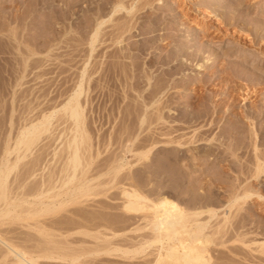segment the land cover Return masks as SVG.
I'll list each match as a JSON object with an SVG mask.
<instances>
[{
    "label": "bare ground",
    "instance_id": "6f19581e",
    "mask_svg": "<svg viewBox=\"0 0 264 264\" xmlns=\"http://www.w3.org/2000/svg\"><path fill=\"white\" fill-rule=\"evenodd\" d=\"M68 1L89 6L85 29L91 32L89 44L95 57L99 51L96 48L104 42L102 38L116 44L126 37L131 39L124 48L114 51L117 55L112 53V58L118 61L108 65L111 76L120 77L119 82L124 86L120 91L122 96L130 98L134 94L140 99L136 104H126L124 118L128 115L126 118L130 122V128H127L148 131L129 138L130 131L126 134L128 138L124 137L129 143L116 151L106 147L103 151L92 150L89 145L85 146L88 139L83 132L85 119L78 101L82 93L79 83L74 98L61 110L71 120L75 134L79 132L80 135H72L71 141L66 140L70 150L66 152L70 153L66 154V161L61 160L66 162L65 168L59 172L49 171L45 176L40 174L39 185L46 186L47 182L55 188L58 184L61 189L74 174L77 183L82 185L77 186L75 197L56 188L53 195L52 186L47 185L38 193L40 198L35 197L50 200V203L45 200L41 210H27L31 217L38 213L53 217L54 213L67 212L69 215L58 214L52 222L54 225L58 222L56 236L64 238L66 235L69 240H57L58 246L63 243L65 248L55 244L56 248L47 246L48 249L43 247L44 250L37 252L39 250L32 246V238V244L29 245L28 240L25 242L28 245L23 243L21 248V241L19 245H13L5 241L8 239L2 240V236L0 243L5 249L1 245L0 251L6 252L11 259L5 260V254L3 257L0 253V262L4 258L2 263L48 264L49 261L43 260H50L52 264H59L57 260L62 263L69 257L64 264H231L233 258L228 253L233 256L241 253L238 264H264V241L257 243L247 236L264 234V229L261 226L259 232L256 230L259 227L252 231L248 227L244 229L247 224L244 220L249 217L245 213L249 210L245 206L247 201L255 197L259 201L257 207L264 206V13L253 10L248 0ZM257 16L260 18L256 19ZM180 23L187 27H181ZM136 37L140 38L136 40ZM244 50H251V53H244ZM144 55L149 56L145 62L141 59ZM97 66L96 62L93 67L96 69ZM187 89L190 92L185 95ZM250 97L257 98L254 104L241 105L242 100ZM52 117L53 114L43 116L38 125L20 132L22 138L17 140L18 148H9L12 154L16 153L14 160L9 163L10 158L5 159L4 170L0 167V201L9 209L14 208L11 205L15 201L11 200H16L12 193V196L8 195L9 174L25 158L39 129H47ZM63 149H60L62 153ZM102 152H107V158L98 159ZM126 154L132 159L127 160ZM91 174L95 175L89 179ZM102 177L105 181H95ZM86 181L98 182L100 188H105L106 183L114 188L122 186H118L121 189L119 196L112 197L115 200L122 196L121 204H114V213L109 210L114 211L110 207L112 203L108 209L107 203L102 204L107 209L104 212L99 199H96L99 206L94 204L95 201L89 203L86 200L91 195ZM225 183L228 184L226 194L214 191L219 184L224 186ZM27 187L31 189V186ZM66 187L68 189L69 184ZM96 195L95 191L93 196L97 198L99 195ZM86 201L88 204L84 203ZM89 204L98 206L101 211L96 206L93 207L95 210L91 209ZM10 213L13 212L8 211L5 215ZM10 216V219L15 218ZM10 232L13 234L12 230ZM125 233L135 237L126 235V238ZM46 242L49 241L46 239ZM237 243L241 245L237 246ZM219 248H226L228 253ZM214 250L218 257L211 255ZM224 258L231 261L224 263ZM41 259L43 262L39 261Z\"/></svg>",
    "mask_w": 264,
    "mask_h": 264
},
{
    "label": "rangeland",
    "instance_id": "374dc122",
    "mask_svg": "<svg viewBox=\"0 0 264 264\" xmlns=\"http://www.w3.org/2000/svg\"><path fill=\"white\" fill-rule=\"evenodd\" d=\"M60 1L50 2V1L45 0L44 2L43 0L41 2L36 3L35 1H32V0H12V1L11 0H0V167H2L3 170L5 168V166L3 165V163L5 164L6 162L5 159L9 160L10 158L9 163L14 160L15 155L13 154L15 152H13L12 154V152L9 151L10 150L9 148H12L13 150L16 147L18 148L17 140L22 138L20 137L21 136L20 134L25 130V128L28 129V127L36 126L40 123L41 118L43 116H48L50 114H53L52 119L49 120L50 123L48 124L47 129L45 130L39 129L38 131L39 133L36 134L37 137L34 139L35 141L33 142V145H31L30 150L26 152L27 155L25 156V158L22 159V161L20 160V163L18 162V164H16L17 167L14 170H12V172H10L9 174V177L11 179L8 177L9 178V181L7 182V185L9 186L8 195L10 197L13 194L14 195L13 197H15L16 199V200L13 199V201L11 200V202L15 201L14 205H11V208L12 207L14 208L9 209L10 207L6 206L2 200H1L3 203V204L1 203L2 206L0 204L1 206L0 208L3 209V210L0 209L1 213H3L0 219V226H1L0 234L3 232V235H1L0 238L3 236L1 238L2 240L8 239L5 241H8L9 243L12 242V244L14 243L16 245H19L22 242L21 246L19 245V247L21 248L28 245L26 243L29 240L28 242L29 245L33 243L32 244L33 248L34 249L37 248L36 250H39L37 252L42 251L43 247L44 249L46 248L48 249L49 247L47 246H50L51 247L50 249L56 248L55 246L56 245L58 246L59 242H62L63 240L64 241L69 240L68 236H67L68 238H65L66 235L64 236V238L62 237L58 238L57 237L58 234L56 236L55 233H59L56 231L57 228H59V226H56L58 222L55 223V225L53 223L54 222L53 218L54 217L56 218L57 216L62 215L64 211H61L60 213H58L59 215L57 213H54L53 217L51 216L52 214L49 215L50 217L49 216L46 217L43 214H41L42 215L41 216L40 213H38V215L36 214L35 217L34 216L31 217L28 214L29 213L28 211L32 212L33 210H37L38 208L41 210V207L43 206L44 201L45 200L46 202L50 201L47 199L43 200V198L41 200L40 199L38 200L36 198V197L40 198V194L38 196V193H41V191H43L44 188L47 185H49L47 184V182H45L46 186L45 184L43 186H40L39 179L42 176H45L47 172L49 173V171L54 172L55 170L56 172H59V169L60 170L63 169L62 167L65 168L66 162L63 163L64 161H61V160H65L64 158L66 157V154L70 153V152H66V150L70 151L68 150L67 143L68 141H71L73 139L71 138L72 135L75 136L79 133V132H76L77 134H75L74 132L75 129L73 128L74 126L71 120L67 119L68 118L66 117L67 115H65L64 112H62L61 110L63 106H65L67 102L70 101V99L74 98L75 90H77L78 84L80 83L82 87L81 88L82 93L78 101L82 107V111L84 115L83 120L85 119L84 120L85 123H83V129L85 127V130L83 129L82 130L85 133L84 134L86 136L85 139H88L86 140L87 142L85 143L86 145L84 144L85 146L89 145V147L92 150H95L98 148L99 150L103 151L106 147V149H111V150L115 149L116 151V149L117 150L121 148L124 149L125 147L123 145H127V143H129L128 141H126V138L128 137L131 138L132 136H136L139 133L140 134L142 133L141 135H143L147 133L148 131V130L147 131L139 130L135 127L132 129L133 131L129 129L130 122L128 121L129 119L126 118L128 115L124 118L125 116L124 114H126L125 112L127 111L126 108H128L126 104L127 103L136 104L138 103L137 101L140 99L136 98V95L134 97V94L130 98L123 97L121 94L122 92L120 91L123 90L122 88L124 86H122L123 84L121 83L122 84L121 85L119 82L120 77L118 75L117 76L115 75V77L113 78L112 73L110 74L111 69L109 65L114 64L116 60L118 61V59L112 58V53H114V55H117L116 52L114 51L124 48L125 43L131 39H128V37H126V40L122 39L120 42H117L116 44V43H111L109 41H105V37H104L102 38L104 42L100 43V45L96 48L100 52L98 51V54H96L97 57H95L94 55L95 52L91 51L90 44H89L90 43L89 38L91 36L90 34L91 32L88 33V30L85 29V26L87 22L89 21V11L87 10L89 6L86 3L75 4V1L74 2H69L68 0H60ZM168 1L172 2L173 0H168ZM248 2L250 3L251 6H253L252 7L253 10L255 11L257 10V12H259L260 14L262 12L264 13V0H254V1L248 0ZM258 18H260V16L256 17V19ZM179 25H181V27H187L186 25H182L181 23ZM186 31H188V29ZM139 38L140 37H136L135 39L137 40ZM245 52L251 53V50L250 51L244 50V53ZM148 57L149 56L146 57V55H144L141 57V59L143 62H145L147 61ZM96 62L98 63V66H97L98 68L95 69V67L93 66ZM107 65L109 67H107ZM211 88L213 89L212 86ZM186 92H185L186 93L185 95L189 94L190 89H187ZM185 97L187 98V96ZM246 99L241 101V105L242 103H244L243 106L244 105L247 106L249 104L251 105V103L254 104L257 98L254 99V97H250L249 99L248 98ZM180 101L182 102L184 100H180ZM127 130L128 132H126ZM83 132L81 134H83ZM126 134L127 135L130 134L131 136L129 135L128 137H126L127 136ZM124 137L126 138L124 139ZM64 146H65L64 152H66L65 154L64 152L62 153V150H60L61 148L63 149ZM92 150L90 153H92ZM58 152L59 153L61 152V153L59 154ZM8 154L9 155L12 154V156L11 155H10L11 157L7 156ZM99 156H98V159H104V157L107 158L106 157L107 152H102V154H100ZM125 158L126 159L128 158L127 160H129L131 157L128 154H126ZM63 164L64 166H62ZM47 167H48V170H47ZM44 168H45V171H43ZM40 174L41 175L43 174V175L41 176ZM39 175L41 177H39ZM94 175L91 174L90 176H88L89 179L93 178ZM71 177L74 178L75 174ZM73 178L69 179L70 181V182L68 181L69 183L66 182L65 184L61 185V189H59L60 185L58 186L57 184V187H55L56 190L58 189L64 190V192L63 191H60V192L65 193L66 191L67 195L72 194L71 196L75 197V193H77L79 184H81V182L77 183L79 181H76L75 178L74 180L71 181V179ZM103 179L105 181V177L104 178L102 177L101 179L98 178V180L96 179L95 181L102 182ZM95 181L94 182L91 181L92 184L91 182L86 181L88 182L87 185L90 186V193H91L89 198H86V200L88 199L89 203H93V201H95L94 204H96V201H97L96 199H99L98 201L100 202L99 205L102 206V204L107 203V206L105 205L106 208L109 207L108 205L110 203H112L113 206L110 204L111 205L110 207H113L114 211H112L111 208H109V210L110 212L114 213L116 211V208H115L116 205L114 204H117V202H119V199H121L122 196L120 195V198L119 199L115 198V200L112 197H114L113 195H116V194H117L116 196H119L118 192L121 191L120 188H122V186L117 185V187L115 186L114 188V186L111 187L109 186L110 184L106 183L108 187L105 185L104 186L105 188H100V186H97L98 182H96L95 184ZM72 182H75V183L73 184ZM29 183H31L33 186ZM36 184L38 185V187L36 186ZM68 184H69V187L67 189L66 186H68ZM27 186H31V189L30 187H27ZM50 186L52 185L50 184L48 187ZM54 186H56V183H54ZM95 186L99 188H96ZM118 186L120 188H118ZM218 186L214 188V191L220 192L223 195L226 194L225 192L227 191L226 189H228L227 188L228 184L225 183L224 186L223 185L221 186L219 184ZM91 187H92V190H91ZM55 188L52 189L53 195H54V192L56 193ZM217 188H220V189H217ZM99 189L100 191L104 190L103 193L100 192ZM25 191H27V193ZM95 191L97 192V195H99L97 198L93 196ZM57 194H59V192ZM59 196L61 197L63 195L60 194ZM33 197L36 199H34ZM90 197H92L94 200ZM100 198L103 203H101ZM91 199H92V202L90 201ZM103 200L105 201V203ZM88 201L84 203L88 204ZM98 202L96 205H98ZM247 203L245 204V206L248 207L249 210L245 213L249 217H247V219L244 220L245 223L248 224V225L247 224L245 225L244 229L248 227L249 229L251 228L250 231H252V228L256 229V227H259L256 229L259 232L260 226H261V229H264L263 227L264 218H262L264 217V206H261V208H258L257 206H259L258 204L259 201L257 200V198L255 199V197L251 198L249 201H247ZM119 204H121V202H119ZM4 205L6 206V209L4 208L5 207ZM91 205L89 207L90 208L92 207L91 209L95 210V208L93 207L96 205H93V206ZM74 206H75V202H74ZM98 206H96L97 209H98ZM102 207H101L102 209L101 208L100 209L104 211V209L106 208H104V205ZM15 208L17 211L15 210ZM21 208L24 210H22ZM25 208H26V211L28 210L27 212H25ZM90 208L88 210H90ZM117 208H118L117 211L119 212L120 205L117 206ZM7 210L13 212V213H10L9 216L12 215V216H15V218L12 217V219H10L11 216L10 217L6 216L5 213L8 212ZM106 210L104 212H107ZM4 211L6 212L4 213ZM1 213H0V216H1ZM64 214L67 215L68 213L65 212ZM7 218H9L10 220ZM48 218L50 220H48ZM38 220L42 225H45L47 227L45 226L41 227V224L38 222ZM41 221H43L44 224ZM6 222L7 223L9 222L8 225L7 224L5 225ZM50 222L52 223L49 224ZM32 223L33 225L34 224L35 225L34 226L31 225ZM37 223L38 225L40 224V226H38ZM28 224L30 225L29 227H28ZM31 226H33L34 228ZM49 226L51 227L49 228ZM54 228L56 229L54 230ZM9 230L10 231L12 230L13 234ZM45 232H48V233H45ZM106 232L108 233V231ZM30 233H32V235ZM126 235L127 234L125 233V237L127 238L129 233L127 236ZM33 236L35 238L38 236L39 237L35 239ZM72 236H75V234H73ZM132 236L133 235L131 234L130 237ZM247 236L248 238L250 237L251 239H254L257 243L264 241L263 240L264 234H259L258 236V234L256 233V234H249ZM51 237L52 238L54 237V238L51 239ZM133 237H135V235ZM45 238L49 242H46ZM30 240L32 241V243H30ZM35 240H37V242L40 241L38 242L40 245L42 243L44 244L40 246L37 242H35ZM57 240L59 241L58 244H57ZM23 243H25L24 246H22ZM53 244L54 246H51ZM1 245L2 244L0 243V249L2 248ZM240 245L241 244L237 243V246H240ZM62 246H63V243H62ZM74 246L75 244L73 243L72 247ZM63 247L65 248V245ZM2 249L3 250L5 249L4 246ZM219 250L221 251L223 250L227 252L226 248L225 249L219 248ZM243 250L245 251V248ZM0 253L2 252L0 251ZM217 253L218 252L216 250H214L213 252L211 251V255H213V257L215 256V254H216L215 257H218ZM3 254H5L6 256V252L2 253V255ZM230 254L231 253H228V256L229 257L231 256V258H233L232 262L235 263V261L237 260V263L235 264H238V261L241 260L242 254L240 253L239 255H237L238 257L233 256L234 254H231V255ZM0 257H1V254H0ZM5 258H6L5 260H7L8 258L11 259V257H8V255ZM235 258L237 259L235 260ZM238 258L240 259L238 260ZM66 259L64 261L68 262L69 257H66ZM3 260L4 258L1 260L0 264H6V263L10 264V262L8 263V261L2 263ZM42 260L43 259L39 261L40 262L44 261L46 263L49 261V263L51 262L50 264L53 263V261H50V260H47V261L46 260L42 261ZM64 261L61 263L59 260H57V263L59 262V264H64L65 263ZM224 261L230 262L231 260H227L226 258H224L223 262ZM232 262L231 264H234ZM54 263L56 262L54 261ZM67 264H70V263H67Z\"/></svg>",
    "mask_w": 264,
    "mask_h": 264
}]
</instances>
